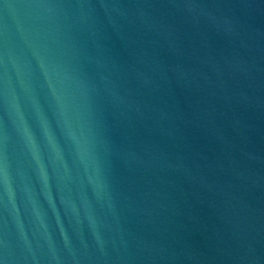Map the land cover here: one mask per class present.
Here are the masks:
<instances>
[{"label": "water", "instance_id": "obj_1", "mask_svg": "<svg viewBox=\"0 0 264 264\" xmlns=\"http://www.w3.org/2000/svg\"><path fill=\"white\" fill-rule=\"evenodd\" d=\"M2 264H264V0H0Z\"/></svg>", "mask_w": 264, "mask_h": 264}, {"label": "snow or ice", "instance_id": "obj_2", "mask_svg": "<svg viewBox=\"0 0 264 264\" xmlns=\"http://www.w3.org/2000/svg\"><path fill=\"white\" fill-rule=\"evenodd\" d=\"M0 264H2V262H0Z\"/></svg>", "mask_w": 264, "mask_h": 264}]
</instances>
